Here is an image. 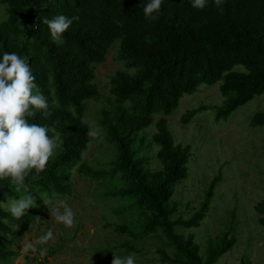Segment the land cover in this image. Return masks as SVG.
<instances>
[{"label":"trees","instance_id":"trees-1","mask_svg":"<svg viewBox=\"0 0 264 264\" xmlns=\"http://www.w3.org/2000/svg\"><path fill=\"white\" fill-rule=\"evenodd\" d=\"M149 2L0 0L7 7V18L0 21V59L6 51L28 59L52 110L47 119L37 113L32 122L55 127L63 141L47 170L35 179L27 178L20 192L9 180L0 181V201L31 194L38 203L44 195L71 193L72 172L82 163L90 142L84 122L86 102L100 96L96 69L119 42V59L126 71L111 78L115 105L103 110L100 120L108 143L116 149V158L110 171L80 165V172L92 181L117 180L122 186L112 193L114 198L128 201L118 213L137 214L141 223L137 221L133 230L118 225L116 231L136 239L161 231L176 249L174 259L160 251L164 261L216 264L237 243L234 228L209 239L204 255L193 234L179 235L176 228L201 226L222 176L211 182L200 209L190 219L173 220L178 208L173 196L176 186L188 177L191 147L175 144L167 119H160L153 141L160 147L157 157L163 169L152 172L136 142L138 134L153 123L154 115L172 114L185 95L195 93L203 84L212 86L223 81L220 90L227 100L217 110L218 122L227 121L238 108L264 94V0H224L223 10L213 0L204 10L194 9L191 0H163L156 21L145 18L143 7ZM57 14L79 17L60 46L52 42L47 25L42 23L43 18ZM36 23L39 29L33 30L31 26ZM237 66L244 71H235ZM207 109L187 113L182 123L189 124ZM250 126L264 128V112L256 113ZM255 209L264 227V200ZM39 216L36 207L20 219L0 208V262L16 256L6 244V238L14 232L12 226L24 230Z\"/></svg>","mask_w":264,"mask_h":264},{"label":"rangeland","instance_id":"rangeland-1","mask_svg":"<svg viewBox=\"0 0 264 264\" xmlns=\"http://www.w3.org/2000/svg\"><path fill=\"white\" fill-rule=\"evenodd\" d=\"M6 18L7 7L0 3V21ZM119 45V42L115 43L106 62L96 69L95 82L100 96L86 102L84 122L88 127L90 124L98 127L101 134L97 139H90L80 165L95 171H110L116 158V149L108 143L100 120L102 111L115 105L111 78L117 72L126 71L119 59ZM234 70L244 71V67L237 66ZM222 83L221 80L212 86L203 84L195 93L185 95L172 114L154 115L153 123L138 134L136 147H142L149 170L161 171L163 163L157 157L160 147L153 141V136L157 133L158 121L166 118L175 144L189 145L192 154L188 177L175 188L173 200L178 208L172 219H190L200 209L211 182L222 176L201 226L194 229L177 227L176 233L193 234L204 255L209 239L234 228L237 243L216 264H241L242 261L264 264V227L259 224L260 215L255 209L264 200V128L250 126L251 118L264 112V94L238 108L227 121L218 122L217 110L227 100L220 90ZM202 107L208 109L197 114L189 124L182 123L183 116ZM80 165L72 172L69 195L42 196L47 205L42 199L37 203L40 216L35 222L24 230L12 226L14 232L6 238V244L16 256L0 264H111L113 253L121 257L133 254L136 264H173L164 261L160 253L164 251L172 259L176 254L175 247L161 231L140 239L116 231L118 225L133 230L137 221L141 223L140 217L118 213L128 201L112 196L122 189L117 180L92 181L80 172ZM61 200L67 201L75 214L73 228H66L51 217L50 209L56 208ZM49 229L55 239L46 245L36 243ZM25 243H32L37 252L25 250ZM42 247L47 248L43 259L38 255Z\"/></svg>","mask_w":264,"mask_h":264},{"label":"clouds","instance_id":"clouds-1","mask_svg":"<svg viewBox=\"0 0 264 264\" xmlns=\"http://www.w3.org/2000/svg\"><path fill=\"white\" fill-rule=\"evenodd\" d=\"M162 3L163 0H150L143 7L145 18L149 21L158 20ZM208 3L209 0H191V6L199 10H204ZM213 3L223 10L224 0H213ZM37 20H41L39 16ZM78 20V16L69 18L57 14L51 19L43 18L42 23L47 25L52 42L60 46L65 43L64 35L73 21ZM31 27L37 30L39 23ZM37 113L42 119H47L52 115V110L48 97L36 82L28 59L21 58L15 52H4L0 59V181L9 180L17 192L24 188L27 178L35 179L47 170V166L55 160L57 150L63 145L61 134L55 127L32 122ZM100 134L98 127L89 125L86 135L90 139H97ZM43 202L47 205L46 200ZM35 207H38L37 200L31 194L7 202L0 201V208L15 219H20ZM50 214L66 228L75 227V214L67 201H59L56 208L50 209ZM4 222L7 223V220ZM54 239L53 231L49 229L36 243L46 245ZM23 247L37 252L32 243H25ZM38 255L41 259L46 257L47 248H40ZM111 264H136V258L133 254L121 257L113 253Z\"/></svg>","mask_w":264,"mask_h":264}]
</instances>
